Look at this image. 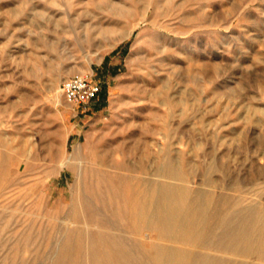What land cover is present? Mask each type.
<instances>
[{
  "label": "rangeland",
  "instance_id": "obj_1",
  "mask_svg": "<svg viewBox=\"0 0 264 264\" xmlns=\"http://www.w3.org/2000/svg\"><path fill=\"white\" fill-rule=\"evenodd\" d=\"M75 73L96 99H65ZM168 160L264 206V0H0V264H104L78 185L102 170L124 190L142 161L166 179Z\"/></svg>",
  "mask_w": 264,
  "mask_h": 264
},
{
  "label": "bare ground",
  "instance_id": "obj_2",
  "mask_svg": "<svg viewBox=\"0 0 264 264\" xmlns=\"http://www.w3.org/2000/svg\"><path fill=\"white\" fill-rule=\"evenodd\" d=\"M145 167L142 161L140 174L124 190L102 170L90 175L97 189L78 185L86 231L96 224L92 246L98 247L101 263L131 264L123 228L112 223L123 226L127 212L133 231L145 236L137 244L151 264H264V206L195 187L190 171L170 160L155 168L166 179L141 175L148 172Z\"/></svg>",
  "mask_w": 264,
  "mask_h": 264
},
{
  "label": "built area",
  "instance_id": "obj_3",
  "mask_svg": "<svg viewBox=\"0 0 264 264\" xmlns=\"http://www.w3.org/2000/svg\"><path fill=\"white\" fill-rule=\"evenodd\" d=\"M61 89L69 103L80 105L96 99L102 86L87 74L75 73L62 82Z\"/></svg>",
  "mask_w": 264,
  "mask_h": 264
}]
</instances>
